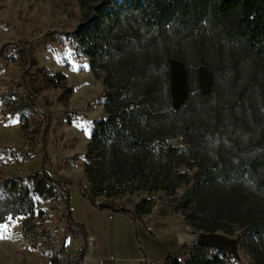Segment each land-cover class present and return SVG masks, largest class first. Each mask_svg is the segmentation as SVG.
<instances>
[{
	"label": "rangeland",
	"instance_id": "obj_1",
	"mask_svg": "<svg viewBox=\"0 0 264 264\" xmlns=\"http://www.w3.org/2000/svg\"><path fill=\"white\" fill-rule=\"evenodd\" d=\"M114 1L119 0H106L105 4ZM82 19L77 0H0V182L21 179L32 193L30 178L43 168L58 185L48 199L31 194L33 220L8 218L0 225V264H52L61 238L73 228L68 226L61 188L70 193L74 219L107 233L106 238L95 241V258L108 261L112 256V264H138L136 258L156 250L147 228L157 232L158 220L170 216L183 228L168 255L183 261L181 248L196 244L200 233H192L176 207L191 186L188 182L194 174L196 156L208 168H228L227 177L218 182L238 189V193L245 192L248 201L264 198L255 190L257 180L264 182V57L237 44H226L205 22L194 35H171L167 43L170 54L183 59L191 73L196 70L198 90L207 97L212 95L209 102L203 107L194 89L186 95L184 69L178 59H168L167 65L155 64L152 53V63L142 77L158 83L162 102L153 103L151 118L142 123L148 142L136 139L140 145L132 148L125 142H110L105 150L91 155L103 172L94 167L86 171L92 164L87 155L92 131L106 116L104 81L108 75L102 69L95 75L89 59L72 44L70 36ZM228 19L219 22V28L235 20L236 15ZM127 35L135 45L144 44L150 37L143 28L127 31ZM138 49L133 53L136 57ZM154 53L161 57L159 47ZM201 60L213 67L215 83L212 70L200 65ZM37 69L66 77L65 86L72 90L67 102L61 87L42 85L38 96L29 91L30 77ZM173 80L178 82L172 85ZM167 93L171 95L170 105ZM186 101H190L188 106L179 109L178 105ZM23 107L32 112L39 126L31 141L18 113ZM143 142L148 144L146 149ZM111 160L112 168L108 165ZM253 163L260 164L261 169L252 176L248 170ZM86 188L93 195L99 194L96 206L112 201L133 212L143 199H154L155 205L148 215L134 222L90 206L82 197ZM108 214L112 215L111 222ZM250 234L236 228L228 236L236 241V254L225 257L226 264H256L248 247ZM180 242L183 245L179 249L175 245Z\"/></svg>",
	"mask_w": 264,
	"mask_h": 264
},
{
	"label": "trees",
	"instance_id": "obj_2",
	"mask_svg": "<svg viewBox=\"0 0 264 264\" xmlns=\"http://www.w3.org/2000/svg\"><path fill=\"white\" fill-rule=\"evenodd\" d=\"M105 2L106 0H77L83 19L70 36L78 52L89 59L91 71L97 75V70L102 69L108 75L104 81V88L107 89L104 98L106 116L96 123L92 131L87 154L92 164L87 166L86 171L93 167L97 168L98 164L91 159L93 152L105 150L110 142H125L130 148L140 145L136 139L148 142L142 133V123H147L151 118L153 103L162 102L158 83L146 81L142 77L152 63V53L155 55L153 58L155 64L165 62L167 65L168 59H178L184 69L186 95L189 96L194 89L197 90L195 91L197 98L203 107L209 102L212 95L207 97L198 90L196 70L191 73L183 59L170 54L167 43L171 35L178 33L194 35L199 25L205 22L211 32L217 33L226 44H237L250 53L264 57V0H119L108 4ZM232 15H236V19L219 28V22L229 20ZM138 28H143L150 37H147L148 40L145 39L144 44L135 45L128 39L127 31ZM157 47L161 57L154 53ZM149 48L153 52H150ZM136 49L138 57L133 54ZM199 63L206 66L209 71L212 70L211 75L215 83L213 67L203 60ZM39 73L41 75H38ZM65 81L66 77L61 73L52 74L46 69H37L36 73L31 75L28 87L34 96L40 94L42 85L54 89L61 87L66 92L63 97L67 102L72 90L66 88ZM167 81L170 86L169 78ZM174 82L178 81L173 80L172 85ZM166 98L170 105L171 95L167 93ZM189 102L181 103L178 108L187 107ZM18 113L25 136L28 140H33L34 131L39 126L32 118V112L23 107ZM143 145L145 149L148 147L144 142ZM192 154L195 155L193 151ZM194 162V174L188 182L191 186L178 201L176 211L180 213L192 233H221L231 236L236 232V228L252 232L247 236L252 241L248 246L250 253L256 264H264V198L248 201L245 192L238 193V189L218 182L219 179L227 177L228 168L220 165L208 168L197 156ZM44 163L45 160L42 161V166ZM256 163L251 164L248 170L252 176L261 169V165ZM108 165L112 168L113 160ZM2 168L3 164L0 163V171ZM103 170L101 167L97 171ZM40 171L30 178L32 193L21 179L13 178L0 182V225L8 218L28 217L33 220L35 203L31 194L43 199L51 197V193L58 185L43 168ZM90 182L96 183L93 179ZM255 190L264 197L262 180L255 182ZM61 191L64 195L68 226L75 227L86 235L83 225L73 219L70 193L64 188H61ZM98 195L89 193V188H86L82 197L92 207L130 217L134 222L148 215L155 205L154 199H143L136 204L133 212H129L112 201H105L96 206L95 199ZM107 196L111 197L112 194ZM259 228L260 231L257 230ZM181 252L183 261L168 255L163 264H226L225 257L236 254L235 248L212 251L195 243L184 245Z\"/></svg>",
	"mask_w": 264,
	"mask_h": 264
},
{
	"label": "crops",
	"instance_id": "obj_3",
	"mask_svg": "<svg viewBox=\"0 0 264 264\" xmlns=\"http://www.w3.org/2000/svg\"><path fill=\"white\" fill-rule=\"evenodd\" d=\"M74 219V218H73ZM79 224L83 225L85 234L94 238L95 241L99 240L101 238H106L107 233L106 231H103L101 229H98L95 225L88 224L82 220L78 221L74 219ZM184 222V221H183ZM186 224V223H184ZM158 231L156 232L155 229H149L147 228L146 234L150 235L152 237V241L154 240L156 243V250L154 253L144 254L143 257L139 256L135 260L138 264H161L163 263L166 256H168L170 247L175 244L176 238L175 236L177 234H180L182 232L183 226L176 225V223L170 218V216L166 217L163 220H158L157 222ZM144 228V227H143ZM145 229V228H144ZM184 235H188L187 233ZM193 235H190L192 237ZM189 237V236H188ZM190 239V238H189ZM183 243L180 242V245L176 244L175 247L181 248ZM98 260H102V264H112V260L107 261L106 259H101L99 257H94V262ZM101 264V263H100Z\"/></svg>",
	"mask_w": 264,
	"mask_h": 264
},
{
	"label": "built area",
	"instance_id": "obj_4",
	"mask_svg": "<svg viewBox=\"0 0 264 264\" xmlns=\"http://www.w3.org/2000/svg\"><path fill=\"white\" fill-rule=\"evenodd\" d=\"M108 221H112L111 214H108ZM94 250L95 239L73 227L61 238L55 249L52 264H93ZM110 260L113 261L114 258L111 256ZM99 262L103 263L102 260Z\"/></svg>",
	"mask_w": 264,
	"mask_h": 264
},
{
	"label": "water",
	"instance_id": "obj_5",
	"mask_svg": "<svg viewBox=\"0 0 264 264\" xmlns=\"http://www.w3.org/2000/svg\"><path fill=\"white\" fill-rule=\"evenodd\" d=\"M196 245L209 250L234 249L236 241L226 235L200 233L197 237Z\"/></svg>",
	"mask_w": 264,
	"mask_h": 264
}]
</instances>
